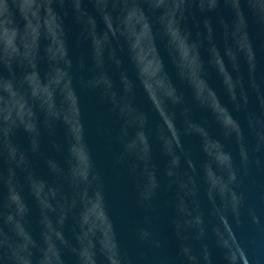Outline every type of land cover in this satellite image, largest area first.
I'll use <instances>...</instances> for the list:
<instances>
[{"label": "water", "instance_id": "obj_1", "mask_svg": "<svg viewBox=\"0 0 264 264\" xmlns=\"http://www.w3.org/2000/svg\"><path fill=\"white\" fill-rule=\"evenodd\" d=\"M77 0H0V45L42 23Z\"/></svg>", "mask_w": 264, "mask_h": 264}]
</instances>
